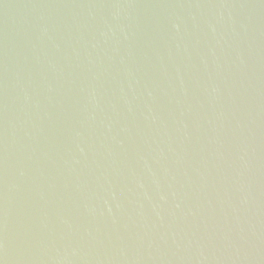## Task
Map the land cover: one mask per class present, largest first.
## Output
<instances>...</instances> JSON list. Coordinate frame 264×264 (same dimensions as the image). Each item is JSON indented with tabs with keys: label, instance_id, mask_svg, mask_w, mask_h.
Here are the masks:
<instances>
[{
	"label": "water",
	"instance_id": "95a60500",
	"mask_svg": "<svg viewBox=\"0 0 264 264\" xmlns=\"http://www.w3.org/2000/svg\"><path fill=\"white\" fill-rule=\"evenodd\" d=\"M0 264H264V0H0Z\"/></svg>",
	"mask_w": 264,
	"mask_h": 264
}]
</instances>
